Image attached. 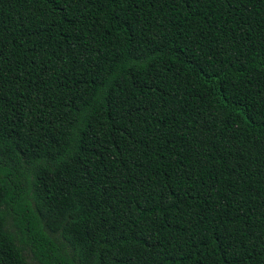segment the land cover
Segmentation results:
<instances>
[{"label":"trees","instance_id":"obj_1","mask_svg":"<svg viewBox=\"0 0 264 264\" xmlns=\"http://www.w3.org/2000/svg\"><path fill=\"white\" fill-rule=\"evenodd\" d=\"M0 264H264V0H0Z\"/></svg>","mask_w":264,"mask_h":264}]
</instances>
